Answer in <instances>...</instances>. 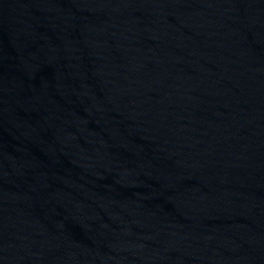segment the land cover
<instances>
[{"label": "water", "instance_id": "95a60500", "mask_svg": "<svg viewBox=\"0 0 264 264\" xmlns=\"http://www.w3.org/2000/svg\"><path fill=\"white\" fill-rule=\"evenodd\" d=\"M0 264H264V0H0Z\"/></svg>", "mask_w": 264, "mask_h": 264}]
</instances>
